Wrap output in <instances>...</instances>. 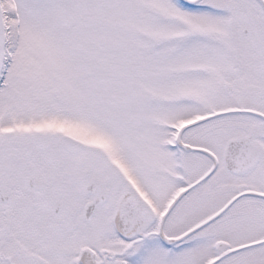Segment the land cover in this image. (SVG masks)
Instances as JSON below:
<instances>
[{"label":"snow or ice","instance_id":"1","mask_svg":"<svg viewBox=\"0 0 264 264\" xmlns=\"http://www.w3.org/2000/svg\"><path fill=\"white\" fill-rule=\"evenodd\" d=\"M0 264H264V0H0Z\"/></svg>","mask_w":264,"mask_h":264}]
</instances>
